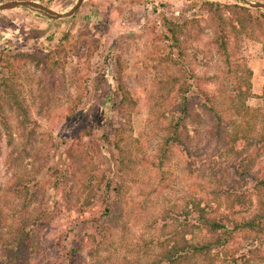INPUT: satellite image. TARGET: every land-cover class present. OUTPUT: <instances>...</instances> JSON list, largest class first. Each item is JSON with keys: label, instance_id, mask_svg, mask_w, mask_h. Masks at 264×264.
I'll return each instance as SVG.
<instances>
[{"label": "rangeland", "instance_id": "rangeland-1", "mask_svg": "<svg viewBox=\"0 0 264 264\" xmlns=\"http://www.w3.org/2000/svg\"><path fill=\"white\" fill-rule=\"evenodd\" d=\"M12 1L24 0L0 5ZM28 1L66 13L79 0ZM260 2L83 0L65 18L29 6L0 9V49L39 57L58 49L50 59L15 64V93L28 109L30 138L0 98V264L23 252L32 264H153L160 242L174 243L176 219L195 224L185 235L190 242L223 238L225 231L229 238L226 229L254 219V229L237 230L229 250L235 264H264V36L251 23L254 35L240 33L242 10L234 7H248L264 23V8L252 6ZM217 4L238 34L230 61L214 42L211 14L218 13L210 8ZM5 76L1 69L0 83ZM175 76L192 82L188 95L198 116L187 119L183 141L159 166L164 115L175 109L180 85L172 87ZM202 92L225 108L223 121L206 113ZM232 98L239 115L228 110ZM117 140L132 152L124 168ZM97 179L102 187L111 182L109 192L101 188L85 211L70 210L68 196L76 193L82 203V188ZM26 180L36 191L31 203L24 193L16 196ZM195 202L225 228H201V216L191 212ZM111 215L119 217L118 226ZM24 221L33 227L27 236L23 231L22 252L15 240ZM224 247L213 250L221 259L216 264H229ZM190 262L205 263L201 257Z\"/></svg>", "mask_w": 264, "mask_h": 264}, {"label": "trees", "instance_id": "trees-1", "mask_svg": "<svg viewBox=\"0 0 264 264\" xmlns=\"http://www.w3.org/2000/svg\"><path fill=\"white\" fill-rule=\"evenodd\" d=\"M209 4H214V2H209ZM217 7L210 8L211 11L217 10L216 13L218 14H211V21L215 24V29H216V37L214 39V42L218 45L219 51L222 52L226 58V60L230 61L231 57L233 56L232 52V38H236L238 34H232V32L229 31V22L226 21V19L223 17L222 14H220V10L223 8L221 4H217ZM242 10L240 14H236L239 22H240V33H247L249 35H254V33L257 32L256 29H259L258 31L260 34H263L264 36V23L262 22V18L260 16H254L253 14H250V9L246 6H236ZM251 23L254 25L256 28H252V30H247V27ZM236 29V26H234ZM258 32V33H259ZM240 35V34H239ZM235 47V46H233ZM58 49L55 47H50L48 48L47 54H45L44 58L50 59L53 52L57 51ZM42 57H39V55H35L32 53H26V52H18L16 54H11L6 52L4 49H0V73L1 69H4L7 73H9L10 76H5L3 77V80L0 83V98L4 101V103H8L10 105V108L16 111L19 121L22 124L24 130L26 131L27 137H31L34 133L33 129L31 128V120L29 118L28 114V109L25 108L24 103L19 100L20 98H17V95L15 93V87L17 86L16 83V75L18 73L17 67L15 66L16 62L20 61V64H24L25 60L27 59H32V60H40ZM191 78V77H190ZM246 85L247 89L250 90V79L246 80ZM180 85L178 86L176 90V103H175V109L173 108L169 115H164L166 117L167 123L165 125V132H164V139L158 149V152L156 154V157L158 158L159 166H163L169 156L173 155L174 153V145L176 146L178 143L183 141V132L182 128L186 125L187 119L193 116H198V114H194L193 112V107L196 104L195 100L189 96V91L191 87H193V84L191 81L184 80L181 82V79L179 77H173L171 78V83H173V86L176 83H179ZM199 83V82H197ZM199 87L200 83L198 84ZM234 90H240L241 87L239 85H233ZM119 87L122 91H124V85H123V80L122 77H119ZM203 95L206 97V101L202 104V107L205 109L206 113L211 114L214 116L217 120L223 121L225 116L227 115L226 110L224 107L217 105L219 104L218 102H215V98H212L211 96L208 95L206 92H202ZM201 93V94H202ZM214 100V101H213ZM231 103L228 107V110L231 111L232 113L240 114V111H238V108L240 106L237 105L235 100L232 98ZM2 108V106H0ZM246 110H250L249 108H245ZM4 125H6L7 130L8 127L7 123L3 122ZM1 135V132H0ZM8 135H11L10 129L8 130ZM244 136V134H242ZM240 134H233L229 138V142L226 144V152L229 153L232 151V145L238 141V137ZM245 137V136H244ZM246 138V137H245ZM12 143V139L10 138L9 144ZM74 143V142H73ZM74 146H71L70 148L72 149ZM116 147L119 150L120 153V162L122 163V168L128 165V163L131 162L130 159V154L132 152L129 151V149H123L120 140L116 141ZM70 153V150H69ZM127 161V162H126ZM155 162V161H154ZM156 163V162H155ZM215 174V173H214ZM216 176V175H214ZM104 179V178H103ZM97 179L94 184V186H84L82 188V191L80 194L85 195L84 201L81 203L80 202V197L77 196L76 193H71L68 197L70 198V205H68V208L70 210H73L74 208L81 209L85 211L86 205L90 204L92 200L94 199L95 195L97 192L103 188L105 191L109 192L111 189V182H108L104 187H102V180ZM212 183H215V180H211ZM30 180H26L25 184L23 187L20 188V191H17L16 196L20 197L22 193L27 197L28 203H31L34 201V197L36 195V191L30 186ZM117 185V184H116ZM121 186V185H119ZM34 190V191H33ZM216 193L215 191L213 194ZM236 195H241L245 196L243 194H236ZM240 201V199H238ZM81 203V204H79ZM107 211L109 208H106ZM264 210V207L262 208ZM195 211L196 213H199L200 217V222L202 221L200 227H205L208 228L210 231L215 232L218 229L225 228L224 225H222L220 222H218L216 219H212V216H207L208 212H206L205 207L201 206L200 202H195L194 203V210H191V212ZM115 214V213H114ZM1 217V215H0ZM118 216L111 215L110 219L114 225H117L118 223ZM26 219V218H24ZM199 220V218H198ZM32 222L29 221H24L21 222V226L19 229V232H16V244L18 250H22L23 244L26 242V238L23 236V231L24 234L29 235L30 231L32 230L31 228L33 227ZM175 228L172 231V238L174 239V243L171 245L169 241L167 242H160L161 245V250L159 252V255L154 258L153 264H192L190 262V258L196 259L201 257L202 260L205 263L201 264H216V261L221 260L219 258V254H216L213 250L216 248H219L221 246L225 247L227 246L225 255L227 258H225L223 261L224 262H229V264H235L234 261H236L235 255H233V251L229 250V245L233 244L231 239L235 238V233L237 230L243 227H249L250 229H254L255 221L254 219L248 220L247 223H241L239 226H237L235 229H226L230 230V235L229 238L227 236L228 232L225 231L223 238L217 237V238H210L206 241H201V240H193L189 241L185 235L190 231L191 225L194 226L195 224L189 223V222H181L179 219H176V222L174 223ZM118 226V225H117ZM107 227V226H106ZM195 227V226H194ZM108 228V227H107ZM106 230H109L106 229ZM234 237V238H233ZM171 241V240H170ZM173 241V240H172ZM224 247V248H225ZM23 252V250H22ZM12 254L15 253V251L12 250ZM23 257H19V253L16 254V256L11 257V262L8 264H32L30 262L28 253L25 254L24 252L22 254ZM222 261V263H223ZM138 264H141V262L138 261ZM193 264H200L198 262H193Z\"/></svg>", "mask_w": 264, "mask_h": 264}, {"label": "water", "instance_id": "water-1", "mask_svg": "<svg viewBox=\"0 0 264 264\" xmlns=\"http://www.w3.org/2000/svg\"><path fill=\"white\" fill-rule=\"evenodd\" d=\"M82 2H83V0H79L78 3L76 4V6L74 8H72L69 12H66V13L55 12L54 10L47 8L38 2L28 1V0L7 2V3L0 5V9L4 10V9L15 8L18 6H29V7L35 8V9L42 10V11L50 14L51 16L55 17V18H65V17L72 15L76 11V9L80 6V4ZM252 6L256 7V8H258V7L264 8V3H262V2L252 3Z\"/></svg>", "mask_w": 264, "mask_h": 264}]
</instances>
